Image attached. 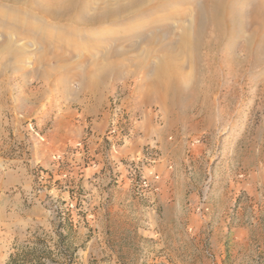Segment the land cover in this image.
I'll return each instance as SVG.
<instances>
[{"label":"rangeland","instance_id":"374dc122","mask_svg":"<svg viewBox=\"0 0 264 264\" xmlns=\"http://www.w3.org/2000/svg\"><path fill=\"white\" fill-rule=\"evenodd\" d=\"M231 1L235 16L230 20L227 9L225 35L213 49L200 46L174 56L183 89L161 98L148 89L149 81L165 49L172 55L180 52L168 42L182 31L181 21L162 19L170 12L190 13L194 0H168L164 10L154 7L148 16L92 27L44 15L33 4L0 1V22L2 15L8 17L6 25L0 23V44L8 37L20 50L14 54L0 45V152L7 145L5 154L20 158L36 190L47 187L42 218L24 234L10 237L13 254L21 249L16 245L27 248L28 258L18 257L17 264H264V28L255 33L258 23L252 20L264 8L261 0ZM107 2L114 3L98 0L90 12ZM164 24L171 28L167 38L129 44L128 38ZM203 28L204 40L218 32L210 22ZM105 65L113 69L103 75ZM94 92H108V122L112 96L120 103L128 140L134 125L148 120L166 136L164 148L149 140L131 160L116 155L128 140L109 149L102 138L103 150L116 155L104 158L102 169L126 170L129 191L140 199L155 189L156 165L176 164L186 193L182 191L180 215L172 207L164 214L156 207L159 220L149 231L129 209L122 214L127 221L109 224V202L95 209L88 188L61 194L69 170L60 155H50L55 169L31 161L29 147L46 141L52 119L37 121L45 101L24 108L23 97ZM91 134L88 125L77 141L83 145L75 144L90 166L86 141ZM142 178L149 187L140 186Z\"/></svg>","mask_w":264,"mask_h":264},{"label":"crops","instance_id":"0c3cea01","mask_svg":"<svg viewBox=\"0 0 264 264\" xmlns=\"http://www.w3.org/2000/svg\"><path fill=\"white\" fill-rule=\"evenodd\" d=\"M107 95L108 92L40 95L33 96L32 100L24 96L22 99L24 108L30 103L36 105L37 102L45 101L46 109L37 121L44 122L50 117L52 119V125L44 132L46 141L39 144L32 143L29 147V157L32 162L42 160L45 166L55 169L51 166L50 155H60L65 168L69 170L66 171L69 176L63 184H60L61 194L68 197L73 189L86 187L92 192L95 209H100L106 201L109 202L107 205L111 211L109 224L127 221L122 215L123 211L132 209L135 215L134 221L144 223L148 226L145 228L150 231L151 223H157L159 220L155 212L156 207L162 208L163 214L170 207L174 208V212L181 214L182 191L186 194L185 187L181 185V172L176 164L171 168H163L159 163L155 166V172L159 174V180L154 183L155 191L149 190L144 193L143 198L138 199L129 191L130 179L126 170L102 169L104 158L110 160L118 155L128 160L136 159L143 145L149 140H153L161 149L166 146L165 133L148 120V122L139 121L134 125L131 138L117 148L116 155L104 151L101 136L108 124L104 113L108 104ZM58 99L60 101L56 103ZM88 125L92 134L86 144L92 166L86 164L79 149H75V144L84 137ZM6 146L0 152V162L6 166L0 170V264H9L10 255L13 254L10 237L24 234L30 224L42 218V200L47 190L46 186H42L41 191L36 190L33 178L23 167L20 158L14 156L15 154L10 157L5 154L4 151L8 148ZM197 158L199 154L194 157ZM174 159L176 160L177 157ZM54 174L55 171L51 173ZM121 180V185H112ZM50 187L48 186V192L53 189ZM191 195L192 193L188 197ZM16 248H21L20 251H16L17 255L27 249L22 245H16Z\"/></svg>","mask_w":264,"mask_h":264},{"label":"bare ground","instance_id":"6f19581e","mask_svg":"<svg viewBox=\"0 0 264 264\" xmlns=\"http://www.w3.org/2000/svg\"><path fill=\"white\" fill-rule=\"evenodd\" d=\"M5 1H13L16 3L21 2V4L25 6L33 4L34 10L37 12L39 11L44 15L51 16L55 19H65L73 23H77L82 27L100 26L104 23H110L111 21H118L128 18V16L144 17L148 14V10L153 9L154 7L163 9L168 3V0H124V3H119L121 0H112L114 1L112 5L115 4L114 7L110 2H107L104 6L99 7L91 13L90 9L94 7L93 4L98 0H52V3L42 0ZM259 4L262 5V8H264V0H261ZM234 6L235 3L231 0H194L192 3V10H195L194 12L190 9V13L183 12L182 14H178L176 12H170L165 15L162 20L169 17L170 19L174 20V22L181 21V24L179 25V28L182 29L181 35H179L177 40L175 39L176 41L174 40L173 42H168L181 49L180 52L175 53L174 55H172L169 50L165 49L162 59L156 62L152 79L149 81L148 89H154L157 96H160V98L162 95L169 93L173 94V96L175 93L178 95L177 93L183 89V83L181 82V77L178 71L179 65L176 64L174 56L182 54L188 49L190 51H196L198 48H200V46L208 47L209 49L216 47L218 41L226 33V28L223 27V23L227 20V9L230 10L228 11V18L233 20L235 16ZM263 11L264 9L259 11V15L257 12V14L252 17V20L256 19L258 23V26L254 30L255 33L259 32V29L264 28ZM207 12L210 13L207 15L208 20L206 22H202V16L206 15ZM7 19L8 17H6V15H2L0 23L6 25V21H8ZM183 22H186V24L183 25ZM207 22H210L218 32L213 35V38L204 40V38L202 39L204 29L203 26ZM169 27L170 26H168V24H164L163 27L158 29L153 26L151 27L152 30L150 33L148 32L147 34H140L138 36L128 38L129 44L131 46H135L137 44L135 42L137 39H140V41L144 43L160 41L164 38H167V34H171V28ZM33 30H36L35 32H37L38 28H33ZM11 42L12 41L7 37L3 43L4 46H7H5V48L14 54L19 53L20 50L14 49L13 43ZM159 45H161V43ZM111 69H113L112 66L110 67L109 65H105L101 72L103 75H105L106 73L110 72ZM179 94H181V92H179Z\"/></svg>","mask_w":264,"mask_h":264},{"label":"built area","instance_id":"2783aa9c","mask_svg":"<svg viewBox=\"0 0 264 264\" xmlns=\"http://www.w3.org/2000/svg\"><path fill=\"white\" fill-rule=\"evenodd\" d=\"M116 98L112 96L111 102L113 109L110 113L109 122L107 128L101 138L109 145V149H113L116 144H123L128 140L126 133H124V124L126 122L125 113L122 110L120 103L116 102ZM78 146L83 145L82 142L77 143ZM140 186L143 188L149 187L147 180L142 178L140 180Z\"/></svg>","mask_w":264,"mask_h":264},{"label":"trees","instance_id":"16d2710c","mask_svg":"<svg viewBox=\"0 0 264 264\" xmlns=\"http://www.w3.org/2000/svg\"><path fill=\"white\" fill-rule=\"evenodd\" d=\"M28 252H24L21 255L11 254L9 258V264H17L18 263V257H20L22 260H26L28 258Z\"/></svg>","mask_w":264,"mask_h":264}]
</instances>
